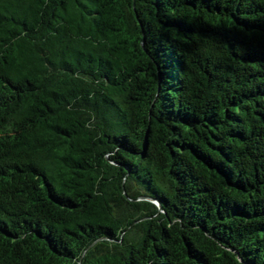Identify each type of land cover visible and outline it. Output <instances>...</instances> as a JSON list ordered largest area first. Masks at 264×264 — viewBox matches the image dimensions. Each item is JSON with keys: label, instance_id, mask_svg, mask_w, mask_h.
I'll return each instance as SVG.
<instances>
[{"label": "trees", "instance_id": "16d2710c", "mask_svg": "<svg viewBox=\"0 0 264 264\" xmlns=\"http://www.w3.org/2000/svg\"><path fill=\"white\" fill-rule=\"evenodd\" d=\"M0 264H264V0H0Z\"/></svg>", "mask_w": 264, "mask_h": 264}]
</instances>
